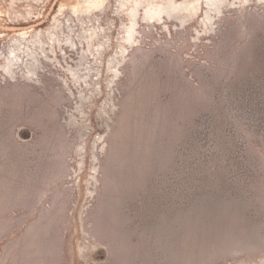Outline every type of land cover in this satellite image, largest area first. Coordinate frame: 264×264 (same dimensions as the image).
I'll use <instances>...</instances> for the list:
<instances>
[{"label": "rangeland", "instance_id": "374dc122", "mask_svg": "<svg viewBox=\"0 0 264 264\" xmlns=\"http://www.w3.org/2000/svg\"><path fill=\"white\" fill-rule=\"evenodd\" d=\"M0 264H264V0H0Z\"/></svg>", "mask_w": 264, "mask_h": 264}]
</instances>
